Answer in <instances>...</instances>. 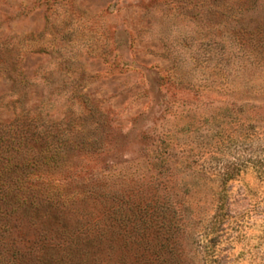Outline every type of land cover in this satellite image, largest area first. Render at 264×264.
Segmentation results:
<instances>
[{
	"label": "rangeland",
	"instance_id": "1",
	"mask_svg": "<svg viewBox=\"0 0 264 264\" xmlns=\"http://www.w3.org/2000/svg\"><path fill=\"white\" fill-rule=\"evenodd\" d=\"M204 30L152 0H0L1 119L98 106L120 176L205 197L189 203L203 213L195 264H264V68ZM227 177L229 219L212 233L204 219Z\"/></svg>",
	"mask_w": 264,
	"mask_h": 264
},
{
	"label": "trees",
	"instance_id": "2",
	"mask_svg": "<svg viewBox=\"0 0 264 264\" xmlns=\"http://www.w3.org/2000/svg\"><path fill=\"white\" fill-rule=\"evenodd\" d=\"M152 3L195 15L217 46L227 38L249 67L264 68V0ZM27 82L22 76L21 85ZM78 103L61 119L21 108L8 123L0 104V264H195L188 246L203 213L189 203L205 197L120 176L117 163L104 160L115 129L98 106ZM257 173L264 179L261 168ZM231 179H222L214 208L204 215L212 233L229 219Z\"/></svg>",
	"mask_w": 264,
	"mask_h": 264
}]
</instances>
